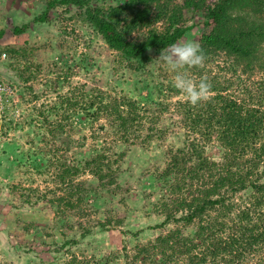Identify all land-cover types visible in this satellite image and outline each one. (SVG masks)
<instances>
[{
	"label": "trees",
	"instance_id": "trees-1",
	"mask_svg": "<svg viewBox=\"0 0 264 264\" xmlns=\"http://www.w3.org/2000/svg\"><path fill=\"white\" fill-rule=\"evenodd\" d=\"M56 6L77 11L131 72H139L151 61L148 52L159 55L196 26V22L185 24L188 13L200 16L198 43L205 63L220 55L244 75L264 69V0H48L32 22L44 23ZM27 27L23 24L10 32L20 35ZM2 51L18 53L14 48ZM26 71L20 74L25 81ZM209 83L212 98L208 102L192 106L176 101L167 122L162 114L126 96L84 86L72 87L64 95L53 92L55 98L49 104L31 108L28 124L42 130L37 136L42 148L28 155L20 146L3 143L0 160L6 165L5 178L10 167L29 165L37 173L50 175L56 185L50 191L53 198L47 201L56 216L50 228L58 233L64 226L69 231L58 233V240L46 225L22 224L25 235L44 238L48 242L41 244L53 252L49 261L39 264H264V109L260 108L264 85H259L261 96L251 97L256 107L227 95L230 84ZM95 124L110 141L95 150L77 152L66 162L62 148L69 144L66 134L74 131V125L93 130ZM91 135L94 139L95 134ZM133 148L161 151V163L142 172L151 180L148 190L141 198V194L134 197L141 201L137 207L141 213L160 218L153 228L161 231L130 247L123 244L119 250L105 247L102 254L95 248L88 252L83 239L90 234L89 228L71 217L80 219L83 209H93L98 191L111 197L121 190L119 166ZM83 173L96 185L81 187L76 180ZM59 190L62 193L55 195ZM124 199L128 194L119 201ZM122 224V219L105 217L96 225L107 231ZM138 234L129 235L134 239ZM20 248L28 251L15 244L7 249L20 260Z\"/></svg>",
	"mask_w": 264,
	"mask_h": 264
},
{
	"label": "rangeland",
	"instance_id": "rangeland-1",
	"mask_svg": "<svg viewBox=\"0 0 264 264\" xmlns=\"http://www.w3.org/2000/svg\"><path fill=\"white\" fill-rule=\"evenodd\" d=\"M47 1L0 0V29L3 30L0 38V147L3 143H13L28 155L42 148L37 139L42 130L34 123L28 124L31 108L40 103L49 104L55 98L53 92L64 95L72 87L84 86L86 89L126 96L149 111L162 114L165 118L163 122H167L174 102L185 99L172 85L174 73L156 59L159 55L148 52L151 61L143 65L139 72H131L120 63L116 53L104 46L74 9L64 10L56 6L47 14L44 23H33V18L40 15ZM212 1L207 0L209 3ZM186 20V25L192 22L197 24L180 40L198 42L200 16L188 13ZM23 24H28V27L22 34L13 35L10 32L13 27ZM156 28H160V25H156ZM6 48H14L18 53L3 54L2 50ZM25 68L28 71L24 77L29 76L26 81L20 78ZM185 71L196 81L204 78L224 86L230 84L227 95L258 107L252 98L262 94L258 92L261 84L264 85V69L244 75L238 68L234 71L218 55L200 68ZM261 102L260 108L264 109V99ZM165 107L168 111L164 110ZM74 126V131L66 134L65 142L69 144L64 143L62 147L66 162L75 158L77 152L95 150L110 141L96 124L93 130ZM92 133L95 134L94 139ZM172 137L173 133L169 135V140H173ZM213 152L212 149L209 154L212 156ZM160 154L158 149H130L119 166L121 173L117 183L121 190L115 191L111 197L104 191H98V204L92 205L93 209H83L84 215L80 219L71 217L73 222L89 228L90 234L83 239L86 251L95 248L96 252L102 254L106 252L105 247L119 250L123 244L130 247L143 243L161 231L153 228L160 218L145 216L137 208L141 201H135V195L141 194V198L151 182L142 172L152 165L157 167L161 163ZM5 167V162L0 160V262L39 264L40 260L49 261L53 252L41 244L48 241L25 235L22 224L32 222L46 225L47 232L58 240L61 239L58 233L69 231L64 226L58 228V233L50 228L55 225L56 216L47 201L53 198L50 191L55 190L56 185L50 175L37 173L29 165L17 169L10 167V174L5 178ZM76 182L84 188L96 185V181L87 173L81 174ZM61 193L62 190L55 191V195ZM127 194L125 202L119 201L120 196L126 198ZM241 195L237 194L234 200ZM89 202L86 204L90 205ZM105 217L122 219L123 224L120 228L100 231L96 224ZM133 232H139L134 239L129 235ZM13 244L28 250L24 253L20 248L17 252L20 260L7 249Z\"/></svg>",
	"mask_w": 264,
	"mask_h": 264
},
{
	"label": "clouds",
	"instance_id": "clouds-1",
	"mask_svg": "<svg viewBox=\"0 0 264 264\" xmlns=\"http://www.w3.org/2000/svg\"><path fill=\"white\" fill-rule=\"evenodd\" d=\"M174 73L172 85L192 106L208 102L212 98L211 84L204 78L193 80L186 69L200 68L205 63L201 45L192 39L174 42L160 51L156 58Z\"/></svg>",
	"mask_w": 264,
	"mask_h": 264
},
{
	"label": "built area",
	"instance_id": "built-area-1",
	"mask_svg": "<svg viewBox=\"0 0 264 264\" xmlns=\"http://www.w3.org/2000/svg\"><path fill=\"white\" fill-rule=\"evenodd\" d=\"M4 55L2 54L1 57H3Z\"/></svg>",
	"mask_w": 264,
	"mask_h": 264
}]
</instances>
